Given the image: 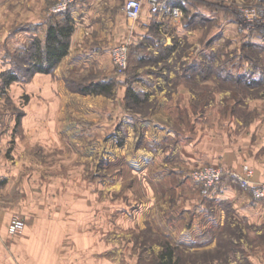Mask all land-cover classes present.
I'll return each instance as SVG.
<instances>
[{"label":"rangeland","instance_id":"rangeland-1","mask_svg":"<svg viewBox=\"0 0 264 264\" xmlns=\"http://www.w3.org/2000/svg\"><path fill=\"white\" fill-rule=\"evenodd\" d=\"M125 1L76 0L60 11L59 0H0L7 225L14 215L30 221L34 214L42 224L63 214L72 225L81 210L102 242L103 264H156L165 246L174 264H254L255 251L244 244L251 236L229 225V199L209 195L227 184L256 198L252 186L264 179H254V171L264 175V0H183L176 20L155 15L146 29L122 16ZM65 12L89 24L93 43L110 41L105 71L61 65L48 76L18 74L3 88L1 74L22 67L31 38L42 39L46 23ZM120 43L128 44L122 71L111 58ZM93 80L108 90L77 91ZM228 152L230 166L222 157ZM208 167L249 168L252 186L225 173L209 189L191 176ZM219 210L224 218L208 223ZM23 234H8V243Z\"/></svg>","mask_w":264,"mask_h":264},{"label":"crops","instance_id":"crops-1","mask_svg":"<svg viewBox=\"0 0 264 264\" xmlns=\"http://www.w3.org/2000/svg\"><path fill=\"white\" fill-rule=\"evenodd\" d=\"M167 8L158 14H152L147 3L144 2L141 15L135 22V25L146 29V27L150 26L151 23L149 22L155 15L159 17L167 16L176 20L178 17H173ZM122 16L126 19L124 11ZM84 22L75 24L73 21L74 29L70 37L69 50L58 66L62 65L64 67L67 65L69 70L74 69V67L83 66L81 70L90 67L94 69L93 72H103L106 68L104 64V60H106L105 56L107 57L108 53L106 49L110 41H107L106 44L98 43L100 45L93 43V40L87 37L89 33L88 29H90L88 27L89 24L86 21ZM122 26H124L123 23ZM113 67H115L114 64ZM36 75L48 76L49 74L37 73ZM230 153L222 155L224 161L229 166L233 163L232 158L229 157ZM254 175V179L257 182L261 181L264 176L258 170L254 171ZM222 186L218 192H211L212 194L210 193L209 196L212 198L229 199L234 209L231 213L232 216H229V219L232 217L233 220V223L231 221L229 224L230 227H233L235 223H239V231L243 232L244 237L251 236L252 243H249L247 240L246 243L244 241V244L249 245L250 250L255 251V253L250 255V259L254 264L260 263V260V264H264V199L254 198L250 194H235L233 187L227 184H223ZM47 211L49 213L48 209ZM52 211H54L53 208L51 213ZM216 213L213 211L212 216H208L211 219L208 223L213 221L214 226H216L219 218H224L222 211L219 210L218 215ZM80 215L81 210L74 214L72 219L74 223L71 225L64 224L63 214L62 219L60 215L56 218H48L46 216V224H42L44 223L43 219L34 214L32 215L34 218L32 217L30 221L24 218V234L14 239L12 243H8L7 213L0 206V264H103L102 242L93 234L95 232L93 231L95 230L93 227H90L88 230V227L83 224L80 220ZM191 226V234L193 237H196L197 230L201 225H199L197 220L195 222L194 219L190 224ZM229 242H233V240L230 238ZM10 244L13 246V256L11 253L8 254V246ZM211 244L213 245V243Z\"/></svg>","mask_w":264,"mask_h":264},{"label":"trees","instance_id":"trees-1","mask_svg":"<svg viewBox=\"0 0 264 264\" xmlns=\"http://www.w3.org/2000/svg\"><path fill=\"white\" fill-rule=\"evenodd\" d=\"M182 3L183 1L178 0L169 1L170 5L178 4L181 8ZM73 29V19L67 12L62 13L60 18L48 21L43 38L41 39L37 36L31 38L24 48L23 55H21L24 65L22 67L18 66L16 71L11 70L1 74L3 88L8 87L14 81H18L20 79L18 74L31 78L37 73H52L68 53ZM107 90L108 84L104 80H93L77 88L80 93L101 94ZM127 96H132L129 91ZM134 101H137L136 97ZM156 264H174L173 249L165 246Z\"/></svg>","mask_w":264,"mask_h":264},{"label":"built area","instance_id":"built-area-1","mask_svg":"<svg viewBox=\"0 0 264 264\" xmlns=\"http://www.w3.org/2000/svg\"><path fill=\"white\" fill-rule=\"evenodd\" d=\"M76 0H59L57 10L68 9ZM172 0H126L123 5V11L128 21L135 22L139 19L144 2L147 3L150 13L158 14L163 9L167 8L173 17L181 15V6L178 4H169ZM177 1V0H175ZM183 1V0H178ZM112 62L119 70H124L128 64V44L120 43L115 46L111 52ZM225 173H229L233 182H238L242 185H251L253 171L249 168L243 167L239 171H232L222 169L220 167H208L194 171L192 178L201 185L214 189L223 178ZM253 193L256 198L264 199V180L259 184L252 186ZM25 228V221L22 217L14 215L10 218L7 225V233L10 236L20 235Z\"/></svg>","mask_w":264,"mask_h":264}]
</instances>
